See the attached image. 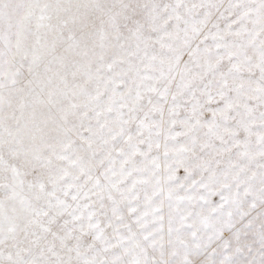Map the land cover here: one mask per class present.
<instances>
[{
    "label": "snow or ice",
    "instance_id": "1",
    "mask_svg": "<svg viewBox=\"0 0 264 264\" xmlns=\"http://www.w3.org/2000/svg\"><path fill=\"white\" fill-rule=\"evenodd\" d=\"M0 264H264V0H0Z\"/></svg>",
    "mask_w": 264,
    "mask_h": 264
}]
</instances>
